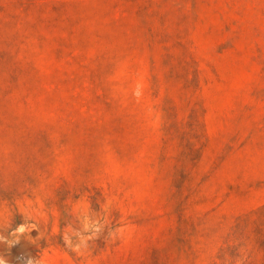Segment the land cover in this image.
I'll use <instances>...</instances> for the list:
<instances>
[{
	"label": "rangeland",
	"instance_id": "obj_1",
	"mask_svg": "<svg viewBox=\"0 0 264 264\" xmlns=\"http://www.w3.org/2000/svg\"><path fill=\"white\" fill-rule=\"evenodd\" d=\"M0 264H264V0H0Z\"/></svg>",
	"mask_w": 264,
	"mask_h": 264
},
{
	"label": "trees",
	"instance_id": "obj_2",
	"mask_svg": "<svg viewBox=\"0 0 264 264\" xmlns=\"http://www.w3.org/2000/svg\"><path fill=\"white\" fill-rule=\"evenodd\" d=\"M200 122L199 121H196V123L194 124L195 128L197 129V131H199V128H200ZM199 137V136H198ZM198 137H195V138H198ZM194 151L195 152H198L200 150V148L197 147V144L195 143L194 144Z\"/></svg>",
	"mask_w": 264,
	"mask_h": 264
}]
</instances>
